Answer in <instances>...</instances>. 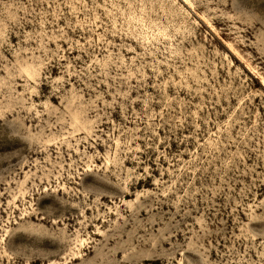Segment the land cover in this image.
Masks as SVG:
<instances>
[{
	"label": "rangeland",
	"instance_id": "374dc122",
	"mask_svg": "<svg viewBox=\"0 0 264 264\" xmlns=\"http://www.w3.org/2000/svg\"><path fill=\"white\" fill-rule=\"evenodd\" d=\"M0 264H264V0H0Z\"/></svg>",
	"mask_w": 264,
	"mask_h": 264
}]
</instances>
